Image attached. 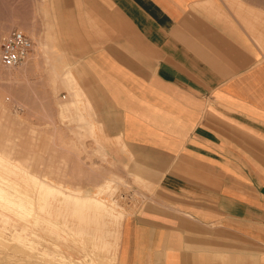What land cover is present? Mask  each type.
Returning <instances> with one entry per match:
<instances>
[{
	"label": "crops",
	"instance_id": "crops-1",
	"mask_svg": "<svg viewBox=\"0 0 264 264\" xmlns=\"http://www.w3.org/2000/svg\"><path fill=\"white\" fill-rule=\"evenodd\" d=\"M26 33L29 86L119 141L101 183L139 185L116 264H264V0H34Z\"/></svg>",
	"mask_w": 264,
	"mask_h": 264
},
{
	"label": "rangeland",
	"instance_id": "rangeland-1",
	"mask_svg": "<svg viewBox=\"0 0 264 264\" xmlns=\"http://www.w3.org/2000/svg\"><path fill=\"white\" fill-rule=\"evenodd\" d=\"M33 1L0 0V57L1 39L5 34L17 28L27 31L28 4L29 2L33 3ZM44 59L43 57L41 64L44 65L46 63L48 66L49 63L46 62L47 58L45 62ZM27 62L25 61L22 65L11 68L3 66L0 59V150L10 153L14 163L23 166L26 164L31 175H22L21 177L23 178L28 177L29 180H32L35 176H38L52 184L60 185V183H63V185L80 188L81 192L83 191L81 194H85L88 191L89 193L93 191L97 192L100 188L99 186L105 184L101 183V181L107 179L104 177L108 171L107 165L109 158L107 151L119 145V141L103 134L100 136L97 135L95 120L87 119L82 114L87 105L81 111V107H84L81 104V99H79V103L69 104L65 98L66 95L62 93L63 89L51 80L52 71L49 68L45 71V68L42 66L40 74L38 75L39 77H37V80L39 79L42 83H45V86L41 88L30 87ZM70 90L71 96L77 99L80 97L77 91L74 92V89ZM76 116L78 117L76 118ZM93 125L95 126L94 129L92 128ZM13 177L17 178L16 175H13ZM109 178H112V180H120L118 177ZM93 180H95V183H92ZM29 183L31 186L32 182L29 181ZM138 186L124 184L123 182H112V187L108 191H103L102 194L98 193L96 196L103 198L108 205L109 200L106 198L107 195H125L126 200L129 197L135 198L141 194ZM135 187L137 188L135 189ZM30 193L31 195H38L31 191ZM111 196L109 197L111 198ZM54 201L57 202L58 200ZM58 203L59 201L56 204ZM61 204L63 206L62 210L65 209L63 211L64 216L62 217L64 226L62 223L60 227L61 236L58 237L57 234L52 233L48 229L47 223L36 224L32 215L28 216V222L17 215H13L16 223L13 224L14 226H9V230L5 231L6 235L10 238L14 237L13 235L18 233L17 230L21 232L25 228L30 238L35 241V248L39 250L36 249V251L33 248H28L13 238V248L5 253L10 252L14 259L16 257V260L18 258H29L33 263L43 261L42 263L45 264H54L59 262V260H55L52 263H49V261L44 262L45 260L39 257V253H37L38 255L36 254V252L47 249L52 254L63 253L71 261L67 264H91V261L94 264H116L115 255L118 232L117 216L115 217L116 214L112 211L113 209H110L111 215L114 216L112 219L110 213H108L103 216L101 215V218L97 220L98 222L101 221V223H96V220L93 222L92 228H95L96 234L94 239H83L79 235V232L75 230L83 222L81 223L80 219L73 215L72 209L65 201H62ZM115 211L117 210L115 209ZM70 218H73V220ZM86 224L85 222L83 226H86ZM102 230L105 231L102 232ZM35 234L36 236H34ZM37 234H41V237L37 236ZM98 234L100 235L98 236ZM67 237L69 238L67 239ZM103 242H107L109 245L107 244L106 247ZM55 244H58L59 248ZM16 247L20 248L17 249ZM23 249L25 253H22L23 251L21 252ZM26 251L27 253L29 252L28 255ZM29 254L34 257H30ZM53 258L56 259V256ZM62 264L66 263L64 262Z\"/></svg>",
	"mask_w": 264,
	"mask_h": 264
},
{
	"label": "bare ground",
	"instance_id": "bare-ground-1",
	"mask_svg": "<svg viewBox=\"0 0 264 264\" xmlns=\"http://www.w3.org/2000/svg\"><path fill=\"white\" fill-rule=\"evenodd\" d=\"M94 127L95 126L93 125L92 128L94 129ZM93 132L95 133V131H93ZM27 168L28 167L26 166V164H25V166H23L21 164L14 163L12 155H10V153H6V152L0 150V264H45V263H42L43 261H40V260H37V261H40V263H37V262L33 263V261H31L29 258L19 259L17 257L18 259L16 260V257L14 256L15 257V259H14L10 252L5 253V252L10 251L13 248V245H12V239L13 238L15 240H17L18 242H20L21 244L27 246L28 248H33L35 250L37 249V248H35L36 244L34 245L35 241H33L30 238V236L28 235V231L26 232L25 228H23L21 232L17 230L18 233L13 235L14 237L10 238L6 235L5 231L9 230V226H12L14 223H16V220L14 219L13 215H17L18 217L25 220L26 222L29 221L28 216L32 215L34 217L36 224L47 223L48 229L52 233L57 234L59 237V236H61L60 235V227L63 223L62 217L64 216L63 211L65 210V209L62 210L63 206H61L62 205L61 203H62V201H65L66 204L72 209L73 215H75V217L77 216L76 218H79L81 223L83 222V224H84L86 222L88 224V225L86 224V226L85 225L83 226V224H81L75 230H77L79 232V235L82 236L83 239H94L96 234H95V228H92V224H94L93 222H95V220H96V223H97L98 222L97 220H99V218H101L100 217L101 215L103 216L105 214L110 213L111 207L109 208L107 203L102 198H99L96 195H98V193L102 194L103 191H108L112 187L111 179H110V181L107 180L105 184L100 185L99 186L100 188L98 189L97 192H95V195H91V194L82 195L81 193L83 191L81 192L80 188L78 189L76 187H70L68 185H63V183H60V185L58 183H57L58 185L52 184V183L46 181L45 179L39 178L38 176L37 177L35 176L34 179H32V180H29L28 177L27 178L21 177L22 175H26V176L31 175V174H29V171H28L29 168L28 169ZM13 175H16L17 178H14ZM29 181L32 182L31 186L29 185L30 184ZM30 191L34 192L38 195H31ZM40 194H42V195H40ZM46 194H49V195H46ZM54 200H58L59 203L56 204L58 201L55 202ZM64 206H66V205H64ZM69 207H67V208H69ZM64 214H65V212H64ZM110 215H111V213H110ZM122 215L123 214H121V216ZM71 216H72V214H71ZM112 217H114V216L111 215V219H112ZM70 219L73 220V218H70ZM118 219H117V221H118ZM67 221H68V219H67ZM67 221H66V223L70 222V221H68V222ZM76 221H77V219H76ZM64 222H65V220H64ZM99 222L101 223V221H99ZM106 222H107V220H106ZM43 226H45V225H43ZM63 226H64V223H63ZM100 226H98V227H100ZM98 230H100V229H98ZM104 231L102 230V232H104ZM102 232H99V233H102ZM31 235H33V234H31ZM40 235L37 234V236L41 237ZM99 235L100 234H98V236ZM34 236H36V234ZM62 237H64V236H62ZM73 237H74V234H73ZM102 237H104V236H102ZM68 238L69 237H67V239ZM104 238H106V237H104ZM97 241H98V239H97ZM41 243H43V242H41ZM28 244H31V245H28ZM107 244H108L107 242L104 243V246L106 245V247H107ZM38 245H40V244H38ZM38 245H37V247H39ZM96 245H98V244H96ZM100 245H102V244H100ZM16 246H17V244H16ZM18 246H20V245H18ZM55 246L57 248H59L58 244H55ZM94 246H95V244H94ZM20 247H18V248H20ZM87 247H88V245H87ZM96 248H98V247H96ZM37 250H39V249H37ZM13 252H15V251H13ZM21 252L25 253L24 249L21 250ZM26 253H27V251H26ZM28 253H27V255H28ZM37 253H39L40 258L45 260L44 262L49 261V263L50 262L52 263L55 260H59V262H56L54 264H62L64 262L67 264L68 262H71L70 259L68 257H66L63 253L52 254L47 249H43L40 252H36V254ZM32 254L34 255L33 252H32ZM29 256H30V254H29ZM32 256H30V257H32ZM34 256L36 257V255H34ZM55 256H56V259L53 258ZM39 257H38V259H39ZM26 260H28V261H26ZM84 260H86V259H84ZM101 261H100V263H101ZM88 262H89V260H88ZM70 264H72V263H70ZM91 264H94V263L91 261Z\"/></svg>",
	"mask_w": 264,
	"mask_h": 264
},
{
	"label": "built area",
	"instance_id": "built-area-1",
	"mask_svg": "<svg viewBox=\"0 0 264 264\" xmlns=\"http://www.w3.org/2000/svg\"><path fill=\"white\" fill-rule=\"evenodd\" d=\"M34 42L24 29H13L1 39V63L6 67H17L28 60Z\"/></svg>",
	"mask_w": 264,
	"mask_h": 264
}]
</instances>
